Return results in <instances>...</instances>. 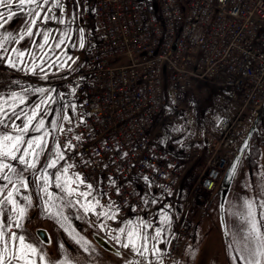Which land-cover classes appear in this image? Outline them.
<instances>
[{
    "label": "built area",
    "instance_id": "obj_1",
    "mask_svg": "<svg viewBox=\"0 0 264 264\" xmlns=\"http://www.w3.org/2000/svg\"><path fill=\"white\" fill-rule=\"evenodd\" d=\"M82 18L90 24L86 65L53 83L69 106L59 142L70 174L79 173L80 189L91 184L104 209L111 204L116 213L102 222L124 225L141 215L139 185L163 194L177 187L181 158L153 139V129L170 117L166 98L197 82L239 105L235 115L218 117L198 151L202 167L188 175L193 187L213 191L246 132L243 110L249 120L264 103V0H90ZM68 141L71 150L63 147ZM179 200V222L164 250L170 259L192 225L189 197Z\"/></svg>",
    "mask_w": 264,
    "mask_h": 264
},
{
    "label": "rangeland",
    "instance_id": "obj_2",
    "mask_svg": "<svg viewBox=\"0 0 264 264\" xmlns=\"http://www.w3.org/2000/svg\"><path fill=\"white\" fill-rule=\"evenodd\" d=\"M61 1L63 3L64 10L61 11V13H58V9H56L54 10L53 14L59 19H64L66 21L65 24H60L56 20H50V24H40L38 21V27L40 29L51 30L52 34L49 39V45H52L51 48L45 46V48L41 51L36 47L37 44L43 43V39L39 35H34L30 38L26 37L19 44L9 43L6 45L8 49L17 47L21 51L34 50L37 56L42 55V52L49 53L47 62L43 64L44 73L47 74V78L44 77L39 69L37 70L36 74H31L23 70L11 68L5 63L0 62V68L10 72L2 73L3 78H0V80H3L6 77L5 74H9L12 80H7L9 85H6L5 82L4 85L0 86V96L12 91L20 92L23 88H45L54 90L50 93V95L55 98L54 101L43 106L44 109H47V114H45L44 110H42L40 113V116L45 119L46 128L51 132V135L47 138L49 153L52 152L54 146L58 143L57 138L59 132L58 130L52 128L51 122L58 121L59 125H61L63 122L61 117L66 114L67 107L64 106L61 108V91L58 90V88L54 86L53 83L45 85L44 81H47V79L55 80L53 79L56 78L55 75L61 74L65 71L72 72L83 64L82 47H80L81 41L84 39L85 29L84 22L80 15V4L82 3V0ZM15 2H18V0H14V5ZM50 6L51 5L46 6V9ZM74 6H76L75 15L73 14ZM29 7L30 6L26 5L24 12H22L21 9L13 6L12 8L14 11L23 14L22 19L14 26H6L5 24L4 27L0 28V33H12L15 36H18L21 33L23 34L25 31L26 20L28 19L26 11ZM5 9L6 8H0V14L4 12ZM81 29L83 30V34H81ZM36 31L37 29L33 28V32ZM64 33H67V35L64 36ZM61 36H64L65 43L59 48L54 47ZM57 57L60 58L59 61H57ZM25 63H31V58L26 56ZM36 63L39 64L40 61L37 60ZM49 65L53 66L49 67ZM50 75L52 77H49ZM213 92L214 89L209 84H202V86L199 84H194L192 88H189L186 91L178 94L172 104H169V114L172 113L170 114L172 118L170 122L173 123L175 120H177L178 124H175V128L180 126L182 129H185L188 117L187 115L189 114L192 118L195 117V112L191 106L192 98L200 99L203 95L204 101L206 100V97H208V94H213ZM45 98L46 97L42 94L30 91L28 93L26 105H22L21 107L25 112H27ZM209 103L210 104H206L204 108L206 112L203 115V125L200 126L202 130L205 127H212L217 117L224 113L227 109L222 93H216L212 95L211 101H209ZM261 108L263 110L257 121V132L252 135L248 153L243 154L240 159L222 208L220 206V198L219 194L217 193V189L212 193L202 190L193 191L192 197L189 198L187 203H185L186 200L183 202L187 204V207L190 204L194 207V211L191 213V220L195 223L194 231L186 239L181 251L182 253H180L181 255L175 259H170L165 256L167 260V262L165 261V264H243V261L239 260L238 258L240 253L237 251L238 245L235 243L236 236L234 235L239 233L242 225L239 217L233 215V213L242 211V205L245 199L251 198L255 199L256 201L264 200V191H262L260 187L261 173H264V104ZM17 110L19 111V109ZM227 110H229L232 115H235L236 113V109L228 108ZM241 116L242 119L244 118L247 120L243 125V128L245 129L247 126H250V119L248 121L247 118L249 114L247 115V111L244 110ZM168 121L169 120L166 121L167 124H169ZM15 122L18 125H22L23 123L21 120H16ZM29 135H36V133H29ZM170 138L172 140L174 137L170 136ZM181 139L182 137L180 140ZM181 142L182 144L189 143L188 137L183 138ZM191 155H189V159H187L186 155L181 156L184 160L183 165H185V162L190 163L188 167L189 169L185 170L186 175L182 177L178 185V190L184 189L186 194L192 193L191 190L194 181H190L188 178L189 173L193 170L192 167H202L201 159H199V157L193 156V154ZM193 158L194 160H192ZM189 160L192 161L189 162ZM11 163L16 165L18 169L23 168V166L19 165L16 161H12ZM44 163L45 158L42 157L38 167H41ZM65 164L66 162L64 160L60 161L58 168L64 166ZM49 171L55 172L56 169H51ZM198 171H196V173ZM26 173L29 172H25L24 174ZM34 179L35 178L30 173L29 180L32 189H29H31V195H33V206L28 209L27 218L22 221L23 228H12V231L22 233L25 235L28 242L41 246L47 253L49 260L57 261L64 259L66 252L67 256L74 261V264H128L129 261L136 262V264H159L160 258L152 253L151 248L153 244H155L157 247L166 236L168 224L162 222L160 217L162 216L160 210L163 208V206L159 209L158 219L145 221L149 225L153 224L152 227H147L145 229L149 236V252L144 256L134 252L136 256L129 258H123L120 255L118 256L104 250L98 244H96L90 236L91 232L95 231L105 236L112 244L124 251L122 245L118 244L114 239H112L113 236L118 234L116 230L121 227L105 226L100 222L102 221V218L97 219V216L91 212L85 214L83 210L80 209L79 205H77L76 208L65 210V214L69 217L68 224L89 242L90 250L85 252L69 237L68 233L64 230V228L61 227L59 223L56 222V220L50 219L43 214L42 207L40 206V200L36 194L35 185L33 183ZM4 183L7 182L0 181V184ZM51 190L54 192L57 191L55 187H53ZM29 191L28 189L20 188L22 195H29ZM176 193L177 192L174 193L175 196ZM159 195L162 196V194ZM92 197H89L88 199H91ZM17 199L20 200L21 197H17ZM174 200L176 202H180L177 196ZM21 203H23L22 200ZM81 203H84V200H81ZM160 203H163V201ZM259 211L260 210L258 209V212ZM5 213L6 215L4 219L7 222V209H5ZM222 216L224 220V226L222 225ZM142 220L144 221L148 219ZM160 224L161 227L159 229H161V235L158 240H153L152 237H155L157 226H160ZM38 225H41L48 230L51 237V242L48 245L43 244L35 235L34 228ZM121 241L126 242L123 235L121 236ZM61 244L64 245L63 249L60 247ZM155 256L158 258H155ZM233 257H237V259H233ZM37 264H40L38 258Z\"/></svg>",
    "mask_w": 264,
    "mask_h": 264
},
{
    "label": "snow or ice",
    "instance_id": "obj_3",
    "mask_svg": "<svg viewBox=\"0 0 264 264\" xmlns=\"http://www.w3.org/2000/svg\"><path fill=\"white\" fill-rule=\"evenodd\" d=\"M26 5L30 7L26 11L28 19L23 34L17 38L12 33H0V62L31 74H36L39 69L47 78L43 64L47 62L49 53L42 52V55L37 56L34 50L21 51L17 47L8 49L6 45L9 43L19 44L26 37L39 35L42 37L43 43L37 44L36 47L41 51L45 46L51 48L52 45H49L51 30L40 29L38 21L40 24H46L50 20H56L60 24H65L64 19H59L53 14L56 9L63 11V4L61 0H18L14 5V0H0V8L11 9L15 6L24 11ZM48 5L51 6L46 9ZM15 15L13 12H9L7 17L0 14V21H2L0 28L3 27V23L11 21ZM33 28H36L37 31L33 32ZM80 31L83 34V30ZM66 35L67 33H64V36ZM64 36H61L54 47L59 48L65 43ZM80 47H84L83 41H81ZM26 56L31 58V63H25ZM56 59L59 61L60 58ZM37 60L40 61L39 64L36 63ZM52 66L49 65V67ZM30 91L42 94L46 98L25 112L21 106L26 105ZM52 91L54 90L45 88H23L20 92L12 91L0 96V181L7 182L0 184V264H37V258L40 264H74L66 252L64 259L49 260L41 246L28 242L22 233L12 231V228H23L22 221L27 218L28 209L33 206L32 195H22L20 192V188H29L25 172L31 173L35 178L33 183L43 214L56 220L69 237L85 252L90 250L89 242L71 228L65 210L76 208L79 205L85 214L91 212L97 216V219L101 217L116 219V213L112 210L111 204L107 209H104L99 199L92 197L91 184L86 186L87 191L80 190V185L84 184V181L79 173L70 174L72 164H65L58 168L59 162L66 159L59 143L54 146L51 153L48 152L47 138L51 132L46 128L45 119L40 116V113L44 110L47 114V109H44L43 106L54 101L55 98L50 95ZM61 119L69 122L71 120L69 115H63ZM16 120H21L22 125L16 124ZM51 124L52 128L64 131L58 121H52ZM29 133H36V135H29ZM76 139L79 140L80 137H76ZM63 147L71 150L74 145L68 141ZM42 157L45 158V163L38 167ZM12 161H16L23 168L18 169L11 163ZM238 163L239 160H237ZM51 169H56V171L50 172ZM235 170L236 164H233L232 174L235 173ZM53 187L57 191H52ZM260 187L264 191V173H261ZM17 197H21V199L18 200ZM89 197L92 198L88 199ZM81 200H84V203H81ZM98 208L101 211H97ZM5 209H7V222L4 219ZM233 215L239 217L242 225L239 233L234 234L236 236L235 243L238 245L237 251L240 253L239 260L243 261V264H264V200L245 199L242 211L234 212ZM163 222L170 223V217L164 215ZM147 227H151V225L143 220H129L125 222V227L116 230L118 234L112 239L122 247L131 248L134 252L144 256L149 252V236L145 231ZM122 235L126 242L121 241ZM160 235L161 229L157 228L156 235L152 239L158 240ZM60 247L63 249L64 245L61 244ZM151 251L154 255H160V249L155 244L152 245ZM116 254L120 255L119 252ZM233 259H237V257H233ZM128 264H136V262L129 261Z\"/></svg>",
    "mask_w": 264,
    "mask_h": 264
},
{
    "label": "crops",
    "instance_id": "obj_4",
    "mask_svg": "<svg viewBox=\"0 0 264 264\" xmlns=\"http://www.w3.org/2000/svg\"><path fill=\"white\" fill-rule=\"evenodd\" d=\"M89 3H90V0H82V3L80 4V15L82 12V7L88 5ZM63 10H64V8H63ZM75 10H76V6H74V10H73L74 15H75ZM9 12H13L16 15L14 16V18L11 21H8L7 23H3V27L5 24H6V26L7 25L14 26L16 23H18L22 19L23 14L20 12L14 11L13 8H11V9L6 8L5 11L2 12L1 14L4 17H7L9 15ZM22 12H24V11H22ZM59 12L61 13L60 9H58V13ZM0 23H2V21H0ZM47 23L50 24V21H48ZM84 25H85V29H84L83 44H84L85 39H86L85 36H86L87 30L90 27V24H88L86 22H84ZM18 37H19V35L17 36V38ZM83 50H84V47H82V54H83ZM84 62L85 61H84V54H83V62H82L83 64L80 66H85ZM58 72H60V71H58ZM212 95H214V94H208V97H206V100H204V101H203V99H204L203 95L200 99L192 98V105L191 106L195 112V117L192 118L189 114L187 115L188 117H187V123H186L185 129H182V127H180V126L178 128H175V124H178L177 120H175V122H173V123L169 122V124H167L165 122L164 125L162 124L164 120H160L158 126H160V125H162V126H161V128L155 129V131L153 133V139L157 142L164 141V138L160 139V131L166 130V128H167V132L169 133V136L174 137L172 140L170 137L168 138L170 148L174 152H176L178 154H182L181 156H183V155L185 156L184 153H186V148L184 147V144H182V142H181V140L183 138L188 137V142L190 144H192V143H194V141H198V138H208L214 129V123L215 122L213 123L212 127H205L203 130L200 127L201 125H203V122H204L203 115L206 112L204 108H205L206 104H210L209 101H211ZM201 101H203V102H201ZM232 105H234V104L227 103L226 104L227 109L228 108L229 109L230 108L235 109L236 106L235 105L232 106ZM227 109L225 112H229V110H227ZM180 136L182 137L181 140H180V138H181ZM187 159H189V157ZM192 160H194V159H192ZM192 160H189V162ZM183 164H184V162H183ZM189 164L190 163L185 162V165H183L185 170L189 169L188 168ZM174 193L175 192H171L168 195V197L163 195V194L161 196V195H159L161 193H159L158 190L155 189L154 187H150V188L149 187H147V188L140 187V195L142 196L143 202H144V218L143 219H148V220H144V221H152L153 219H158V212L162 206H163V208L160 210L161 215H162V216H160L161 221L162 222L164 221V215H167L168 217H170V223H167L168 227L166 229V236L160 242V244L157 246V248L160 249V255L158 256L160 258L159 264L160 263L165 264V261L167 262V260L164 256V253H163L164 248H165L167 241L173 235L175 226L178 222L179 206L174 199L176 198V196H178L179 193H176V196ZM161 201H163V203H160ZM138 220H140V219H138ZM152 226H153V224H151V227ZM119 227H124V226H119ZM160 227H161V224H160V226H157V228H160ZM120 256L123 258H129V257L136 256V254L134 253V251L131 248H124V251L121 250ZM158 257L155 256V258H158Z\"/></svg>",
    "mask_w": 264,
    "mask_h": 264
},
{
    "label": "water",
    "instance_id": "obj_5",
    "mask_svg": "<svg viewBox=\"0 0 264 264\" xmlns=\"http://www.w3.org/2000/svg\"><path fill=\"white\" fill-rule=\"evenodd\" d=\"M257 119H258V116L251 123L246 135L244 136L243 140L241 141L237 150L235 151L234 155L232 156L231 161H230L227 169L225 170L224 175L221 179V182L217 188V193L219 194L221 208H222L224 200L228 194V191L230 189V186H231L234 174H235V173L232 174V172H231L232 165L236 164V170H237V167L239 165V163L237 164V160H239V162H240V159L243 156V154L248 153L249 147H250L251 137H252L254 132H257V124H256ZM236 170H235V172H236ZM26 177L29 181V188H31V183L29 180L30 175L28 174ZM222 225L224 226L223 216H222ZM34 233L37 236V238L43 244L48 245L50 243L51 237H50L48 230L45 227H43V226L36 227L34 230ZM91 237H92L93 241L96 244H98L101 248H103L104 250H106L110 253H113V254H116L117 252H119L121 254V250L119 248H117L114 244H112L109 240H107V238L105 236L93 231L91 233Z\"/></svg>",
    "mask_w": 264,
    "mask_h": 264
},
{
    "label": "flooded vegetation",
    "instance_id": "obj_6",
    "mask_svg": "<svg viewBox=\"0 0 264 264\" xmlns=\"http://www.w3.org/2000/svg\"><path fill=\"white\" fill-rule=\"evenodd\" d=\"M257 121H258V120H257ZM28 174H29V173H26V174H24V175L27 176ZM31 189H32V188H31ZM31 189L28 188V191L30 190L29 193L31 192ZM30 194H31V193H30ZM32 196H33V195H32ZM38 226H41V225H38ZM38 226H35V228L38 227ZM35 228H34V230H35Z\"/></svg>",
    "mask_w": 264,
    "mask_h": 264
},
{
    "label": "trees",
    "instance_id": "obj_7",
    "mask_svg": "<svg viewBox=\"0 0 264 264\" xmlns=\"http://www.w3.org/2000/svg\"><path fill=\"white\" fill-rule=\"evenodd\" d=\"M259 119V118H258Z\"/></svg>",
    "mask_w": 264,
    "mask_h": 264
}]
</instances>
